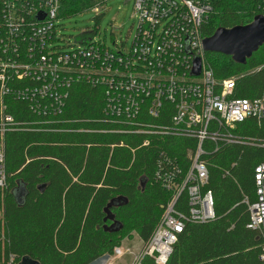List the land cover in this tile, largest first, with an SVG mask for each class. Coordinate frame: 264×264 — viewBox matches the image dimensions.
<instances>
[{
    "label": "trees",
    "instance_id": "1",
    "mask_svg": "<svg viewBox=\"0 0 264 264\" xmlns=\"http://www.w3.org/2000/svg\"><path fill=\"white\" fill-rule=\"evenodd\" d=\"M95 4L65 0L60 18ZM260 13L249 0L222 1L206 35L249 24ZM206 62L218 80L239 76L236 97L264 94V69L248 74L264 64V46L246 65L217 53H206ZM103 98L101 88L76 83L57 126L62 132L6 135L8 188L0 191V264H20L25 257L40 264H92L112 255L134 233L144 244L152 237L170 196L154 182L157 152L172 154L186 170L190 143L156 137L152 147L140 148L143 136L105 132L112 128L103 114ZM10 104L17 120H34L27 104ZM234 133L246 143L223 146L205 157L216 219L188 223L168 264H264L262 240L247 227L250 211L244 202L245 197L251 203L257 199L254 169L264 164V119L238 123ZM20 190L21 200L16 195Z\"/></svg>",
    "mask_w": 264,
    "mask_h": 264
},
{
    "label": "built area",
    "instance_id": "2",
    "mask_svg": "<svg viewBox=\"0 0 264 264\" xmlns=\"http://www.w3.org/2000/svg\"><path fill=\"white\" fill-rule=\"evenodd\" d=\"M64 1L0 0V191L8 188L6 135L62 132L57 126L72 86L99 87L112 128L105 132L143 136L140 148L152 147L156 137L190 143L186 170L172 154L157 152L154 182L170 196L152 237L134 258V264H168L188 223L216 219L205 157L245 144L234 133L238 123L264 119V94L236 97L239 76L218 80L206 62V28L227 0H134L136 35L129 50L118 51L88 30L73 45L61 46ZM95 1L89 10L97 12L111 0ZM249 1L264 15V0ZM195 58L202 60L198 76L192 74ZM262 69L264 64L248 74ZM10 101L27 104L34 120H17ZM254 181L256 201L244 199L247 227L261 238L264 261V164L255 167Z\"/></svg>",
    "mask_w": 264,
    "mask_h": 264
},
{
    "label": "rangeland",
    "instance_id": "3",
    "mask_svg": "<svg viewBox=\"0 0 264 264\" xmlns=\"http://www.w3.org/2000/svg\"><path fill=\"white\" fill-rule=\"evenodd\" d=\"M111 0L97 12L88 10L60 19V45L68 47L83 31L96 32L97 40L112 50H129L137 30L134 0ZM144 246L138 234L123 241L112 255H104L92 264H134V258ZM119 251V252H118Z\"/></svg>",
    "mask_w": 264,
    "mask_h": 264
},
{
    "label": "water",
    "instance_id": "4",
    "mask_svg": "<svg viewBox=\"0 0 264 264\" xmlns=\"http://www.w3.org/2000/svg\"><path fill=\"white\" fill-rule=\"evenodd\" d=\"M129 2V0H127ZM264 46V15L258 14L246 25H237L232 28L220 27L213 35L203 41L206 53H217L228 56L235 64L246 65L254 53ZM192 74L198 76L202 70V60L194 59ZM19 200L23 191L16 193ZM20 264H40L38 261L25 257Z\"/></svg>",
    "mask_w": 264,
    "mask_h": 264
}]
</instances>
